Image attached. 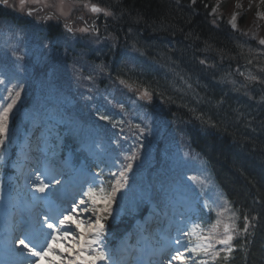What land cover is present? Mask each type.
Returning <instances> with one entry per match:
<instances>
[{"label": "trees", "instance_id": "1", "mask_svg": "<svg viewBox=\"0 0 264 264\" xmlns=\"http://www.w3.org/2000/svg\"><path fill=\"white\" fill-rule=\"evenodd\" d=\"M85 1L114 13L121 43L142 58L141 75L129 78L163 101L165 117L175 115L237 216L257 217L247 252L237 237L230 264H264V48L258 57L251 38L213 22L210 0ZM243 70L256 79L241 84ZM124 225L109 221L114 233ZM222 257L208 262L221 264Z\"/></svg>", "mask_w": 264, "mask_h": 264}, {"label": "rangeland", "instance_id": "2", "mask_svg": "<svg viewBox=\"0 0 264 264\" xmlns=\"http://www.w3.org/2000/svg\"><path fill=\"white\" fill-rule=\"evenodd\" d=\"M213 1L215 6L211 9L212 15L224 14L228 19L229 26L233 28L230 21L235 14L236 29L242 31L246 27L249 28L251 30L250 35L249 32L246 35L254 38L261 45L259 41L264 39V3H261V0ZM24 3L33 7H40L43 11L55 13L52 16L63 21L64 26L62 28L65 34L59 36L57 41L70 46L76 39L82 41L86 48L77 51L78 58L84 59L83 53L86 50H95L97 45L103 44L106 46L103 52L113 50L118 45L115 38L117 36L116 30L112 34L108 33L106 31L107 26L104 31H101V33L105 32L103 35L93 34L91 31L87 33L79 31V29L89 26L88 23H83L75 18L76 15L81 16L82 14L83 17H88L86 16L87 13L90 14V9L84 7V3H73L71 0H64L62 5L63 14H61V0H39V2L24 0L23 3H21V0H17L15 7L23 12L25 9ZM239 17L246 19L243 28H240ZM54 18L50 20L55 21ZM66 24L73 29L72 32L67 30ZM12 33L13 37L7 36L4 38L0 36V79L5 80V84H0V100L7 96L5 89L11 88L13 85H16L17 89L22 85L23 91L11 114L8 139L3 145H0V152L4 154L6 151L8 152V143L9 146H15L17 148L14 152L15 161L18 158V153H20L19 148L25 138V133H28L30 129L34 130L35 125L45 128V125L49 124L57 126L61 124L64 130L70 131L71 136L78 142L77 147L87 150L89 158L95 161L96 168H101L107 173L118 171L120 164L127 163L125 157L138 150V158L133 162V171L128 174V187L124 193H118L117 202L113 205L114 218L122 216L123 213L137 214L143 199L148 198L143 190L139 194L141 186L148 187L152 182V185L155 186L156 181L159 180L158 178L169 181V184L174 187L176 185L182 188L188 186L197 197L200 196L201 198L205 197V191L208 189L211 191L212 184L202 168L201 159L197 154L186 149L183 133L182 131L179 132L177 125L173 124L172 127H169L147 110L151 106L159 109V106L150 96H143L145 92L143 89L118 87L111 83L112 81L109 80L106 71L102 67L95 65L93 62H90L87 66L81 59H78L76 67L72 68L71 71H66L61 67L60 56H51L56 50H52L48 43H44L40 39L33 42L26 32H24L26 37H23L18 29H12ZM262 46L264 47V45ZM151 69L153 70V68ZM59 71L61 74L57 73ZM104 76L106 77V83L100 87L97 79ZM60 87L66 89L68 93L62 91ZM52 90L60 91L62 97H65V94L69 95L73 99V104L67 103L66 100L61 103L62 98L49 96L51 93L45 94ZM113 90L125 93L115 100ZM128 91L130 97L129 103L126 105L121 101L127 98L126 92ZM26 98L34 100V105L37 101L43 103L37 104V108L42 110L39 113L45 114L39 124L32 123L33 118L31 116L34 113L30 109L21 112L20 106ZM67 99L69 98L67 97ZM121 104L123 110L119 107ZM107 111H114L117 114H107ZM97 112L108 115L111 122L99 120ZM35 118L37 117L35 116ZM120 121H124V123L120 124ZM173 122L180 125L177 120ZM113 124H116V127H113ZM132 125H140V128L144 129L143 135H140L138 130L132 129ZM46 133H48L47 128L41 131L44 136ZM45 143L43 139L38 146L39 151L43 153L44 150L46 151ZM57 143H59V140H57ZM55 156H58L57 152H55ZM16 168V165L12 166V169ZM182 172L185 173V176ZM196 174L204 181L202 185L194 184L188 179V177L196 176ZM109 178L111 179L110 176ZM23 185L25 186L24 182H20L19 179L14 181L13 175H10L5 184L6 190L9 188L11 190H21ZM214 192L217 197V192L215 190ZM1 193L2 210L0 214L4 213L7 207L5 205L7 204L6 199L10 200L12 198L10 195H4L3 190H1ZM28 193L33 195L30 188ZM121 196H123V199L120 198ZM187 208H192V204ZM232 212V210L223 212V218L220 217L221 220L223 222L224 220L229 221ZM179 222L180 220L176 223ZM1 226L0 223V228ZM0 238H3L2 233H0ZM105 243L107 250H109L110 247L106 240ZM193 243H196V239L193 240Z\"/></svg>", "mask_w": 264, "mask_h": 264}, {"label": "snow or ice", "instance_id": "3", "mask_svg": "<svg viewBox=\"0 0 264 264\" xmlns=\"http://www.w3.org/2000/svg\"><path fill=\"white\" fill-rule=\"evenodd\" d=\"M23 2L24 0H21V3ZM34 2H39V0H34ZM81 2L82 0H73V3ZM0 3L8 5V0H0ZM63 3L64 0H61V14H63ZM192 3L195 4L196 0H192ZM261 3H264V0H261ZM83 6L90 8L93 13H103L105 16L114 15L111 11L102 9L96 4L85 3ZM28 15L31 16L33 13L29 11ZM230 23L235 29V14ZM65 27L69 32L73 31L67 24ZM79 31L87 33L89 28H81ZM92 31L96 29L93 27ZM259 43L264 45V39H261ZM249 79L254 80L256 77H249ZM120 83L124 84L125 81L121 80ZM0 84H5V80L0 79ZM5 90L7 96L0 100V145L8 139L9 121L21 96L23 86L17 89L16 85H13ZM149 95L150 93L145 90L143 96ZM119 107L123 110L122 104ZM97 118L111 122L108 115L99 112H97ZM119 123L123 124L124 121ZM113 127H116V124H113ZM131 127L143 135L144 129L140 128V125ZM133 134L135 135V132ZM137 158L138 150L127 155L125 157L127 163L120 164L116 172L109 171L108 175L111 179L107 181L104 179L103 170H100L90 180L81 182L74 187L67 207L63 204L54 207L56 201L65 199L64 193L71 183L70 179H64L63 168L49 161L45 163L43 171L34 170L33 178L27 181L33 192L34 206L43 204L48 210L42 216L37 213L29 222L21 221L23 232L13 241L14 247L22 258L20 264H117L107 250L105 240L109 234V221L114 218L113 205L117 202L118 193H124L128 187V174L133 171V162ZM188 179L194 184L204 183L197 176H190ZM120 198L123 199V196ZM203 207L209 208V205L205 203ZM221 209L217 212L216 221L207 226L192 222L187 226V230L177 228L174 237L166 233L160 235V247L148 253L147 264H209L208 260H196L194 257L203 255L215 260L221 256V253H224L222 258L227 262L232 258V253L236 249L234 241L237 237L244 238L245 242L239 247L247 252L248 238L254 235L257 217H249L247 214L240 217L232 212L231 222L224 223L220 217L223 212L231 210V202L225 200ZM240 219L243 220L242 225L236 223ZM148 228L146 222L143 231H148ZM193 237L196 243H193ZM217 244L222 247L216 249Z\"/></svg>", "mask_w": 264, "mask_h": 264}, {"label": "bare ground", "instance_id": "4", "mask_svg": "<svg viewBox=\"0 0 264 264\" xmlns=\"http://www.w3.org/2000/svg\"><path fill=\"white\" fill-rule=\"evenodd\" d=\"M81 3H83V2H81ZM81 17H83L82 14H81ZM10 241L13 243V241L11 239H10ZM133 254H135V253H133Z\"/></svg>", "mask_w": 264, "mask_h": 264}]
</instances>
